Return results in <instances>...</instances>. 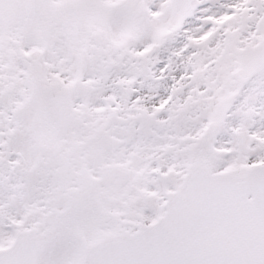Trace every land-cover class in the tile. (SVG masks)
<instances>
[{"label": "snow or ice", "instance_id": "6c2138e0", "mask_svg": "<svg viewBox=\"0 0 264 264\" xmlns=\"http://www.w3.org/2000/svg\"><path fill=\"white\" fill-rule=\"evenodd\" d=\"M0 264H264V0H0Z\"/></svg>", "mask_w": 264, "mask_h": 264}]
</instances>
